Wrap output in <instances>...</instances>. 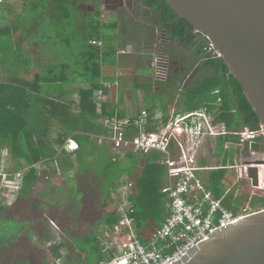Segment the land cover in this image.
I'll return each mask as SVG.
<instances>
[{"label": "trees", "instance_id": "1", "mask_svg": "<svg viewBox=\"0 0 264 264\" xmlns=\"http://www.w3.org/2000/svg\"><path fill=\"white\" fill-rule=\"evenodd\" d=\"M87 1L100 5V8L98 6L100 16L103 0ZM133 1L141 6L142 13L149 12L151 15L146 21L150 26L142 25V31L138 29L141 24L135 22L136 31L130 32V35L136 43L140 40L146 43L147 48L152 47L154 28L159 27V35L179 43L182 49V55L177 54L170 58L178 60L181 64V72L177 78L165 82H154L151 78L139 86V89L148 93L155 90L159 94L168 95L169 101L166 103L144 107L150 114V120L152 121L158 107H161L160 110L166 116L165 120L179 104L183 107L182 111L188 113L203 107H207L212 113L216 110L212 123L221 134L217 156L222 154L225 145L226 152L222 154L224 158L232 154L233 158L244 165L262 163L258 153L264 151L263 139H256L244 145L239 141V134L243 131L261 130L259 118L225 62L221 58L205 59L204 47L209 41L196 33L187 22L180 20L164 0ZM80 3L82 0H52L46 17L48 19L50 15L51 21L57 24L64 19L69 21L74 17L76 19L75 11L78 8L74 5ZM2 21L0 20V37L11 36L12 27L1 26ZM83 24L89 26L86 22ZM128 24L130 25V22ZM111 25L112 28H118V20ZM27 30L28 35L34 31L30 28ZM144 32L145 39L141 40L140 36ZM95 38L100 39L95 34H88L85 39L84 64L82 63L84 71L79 75L85 85L78 88V103L65 102L57 98L58 96L46 97L41 92L43 84H50L52 87L68 84L71 79V75H68V72H71L68 70L69 66L71 69L70 64H62L60 71L56 73L51 68L53 73L49 69L35 75L31 83H25L28 87L25 90L12 84L0 83V156L5 149L9 152L14 164V173L24 174L25 187L41 183L36 169L38 164L46 166L50 178L51 174L56 176L45 181L48 183L46 187L51 188L50 190H54L56 185L68 184L70 181L68 175L73 171L74 176L70 183L75 186L68 190L64 198L65 205H74L75 201L79 205L92 204L94 208L97 207L98 218L103 226H112L119 221V215L113 205V195L120 180L123 177L129 178L134 184L131 200L135 210L132 217L136 224L138 239L142 245L148 246L168 216L167 170L160 164L159 154L149 153L146 156L130 152L118 154L111 145L98 143L96 137L110 135V130L105 126L106 118L123 119L124 114L116 111L114 102L102 101L101 106L98 103L102 95H107L117 85L118 80L116 78L110 82L111 77L106 70L109 65L114 70V65L111 64L114 54L105 53L103 48L93 45L92 41ZM171 74L173 71L169 70V77ZM75 76L78 75H73V78ZM176 79L184 85L182 89H177ZM98 92L100 98L96 97ZM32 94L36 96L34 99ZM136 132L134 129L132 133ZM69 139L77 143V150L66 149ZM142 159L144 166L141 169ZM5 165L4 173L8 168L7 159ZM230 166L231 164L224 161L222 168L209 173L206 186L211 190L213 197L223 199V204L235 211L248 209L255 212L264 209V179H261V188H253L249 180L238 179L236 170ZM237 182L243 184L241 190L235 187ZM4 191L8 190L0 183V194ZM21 192H14L17 200L19 198L21 200ZM34 196L37 199V195ZM4 199L7 200L6 197ZM14 204L9 207H14ZM96 225V222H88L85 232L81 233L73 244L68 245V242L61 241L54 243L56 257H59L60 248L67 246L70 254L68 263L75 261L78 264L81 260L82 264H100L105 259V254L98 235L92 234ZM75 255L77 256L74 257Z\"/></svg>", "mask_w": 264, "mask_h": 264}, {"label": "built area", "instance_id": "2", "mask_svg": "<svg viewBox=\"0 0 264 264\" xmlns=\"http://www.w3.org/2000/svg\"><path fill=\"white\" fill-rule=\"evenodd\" d=\"M4 0H0L3 3ZM92 44L102 47L101 41L93 40ZM153 60L150 62L156 81H165L169 77L168 59L159 47L154 46ZM133 47L127 45L117 50L118 55H132ZM205 59H218L220 54L215 46L208 42L204 47ZM118 75H122L119 73ZM220 103V102H218ZM207 107L195 112L181 113L173 109L167 120L161 110L157 111L152 121L145 108L140 113L123 119L106 118L105 126L110 130L109 136L96 137L98 143H107L118 154L133 153L146 156L149 153L160 155V164L167 170V210L163 225L156 231L152 242L144 246L138 239L136 224L132 217L134 204L131 200L133 182L123 177L113 195V205L119 215V221L112 226H105L100 236L105 259L100 264H172L181 256L188 254L200 243L208 240L217 230L226 228L244 216L252 213L248 209L235 211L223 204V199L213 197L199 173L209 170L200 163V156L206 140L219 137L212 119L216 113ZM137 130L133 134V130ZM264 140V131H243L239 134L241 144ZM68 151H75L78 145L69 139L66 145ZM3 153V164L8 156ZM42 164V163H41ZM262 165H244L238 159L230 167L235 169L238 179H247L253 188H261ZM6 167V166H5ZM4 167V169H5ZM251 167L259 170V187L253 186L248 177ZM43 170L38 171L40 182L49 180V173L43 164ZM6 190L17 192L23 188L24 174L13 175L4 173ZM53 264H64L62 257L55 258Z\"/></svg>", "mask_w": 264, "mask_h": 264}, {"label": "crops", "instance_id": "3", "mask_svg": "<svg viewBox=\"0 0 264 264\" xmlns=\"http://www.w3.org/2000/svg\"><path fill=\"white\" fill-rule=\"evenodd\" d=\"M128 1L135 8L138 7V9H140V10L142 9V8H140L141 6L139 4L136 5L133 0H128ZM28 2H29V4H31V17L29 14L25 15L24 12L22 11V8H23V10H25L24 9L25 5ZM120 2H121V0H120ZM124 2L122 1V3H124ZM51 3H52V0H7L5 3L0 4V20L4 21V22L2 21L1 26H4V25L8 26L9 25L10 27H12L11 28L12 29L11 36L13 39V44L16 46L15 49L18 50V47L19 48L24 47L26 50V55L28 57H29V53L31 51L29 49V40L34 38V36L36 34L41 35L39 40L42 42V44H48V42H49L48 37H47V33H46V31H43V29L45 28V22L47 20L46 15H48V14H45V10H48V8L51 7ZM103 3L106 5V7L101 6L102 11H101L100 15L102 18H106L108 15L109 21L103 20V22H99L97 20H92L90 17V15H91L90 12H93L95 15L99 16L98 15V6L100 8V5L97 6L96 4H94L92 6V4L83 3V0H82V3H80L78 5H74V6H76V8H78L77 9L78 14H76V16L78 15L79 19H81V18L86 19V22H87V20H90V23H89L90 30L91 31L95 30V31H97L98 34L103 29H105V30L113 29V31H115V32L116 31L118 32V30H119L120 35H122L123 32L119 28H116V29L112 28L111 24H114L117 22V20L119 19L118 12L120 9H122L123 6L122 5L115 6V3L113 1H110V0H105V1L103 0ZM104 7L106 9H104ZM83 8H85V9H83ZM103 12H106L107 15L102 16V15H104ZM35 13H37V14H35ZM64 21H65V19H64ZM59 25H62L64 27V26H66V22L61 21L59 23ZM28 28H30L31 30L34 29V31L31 35H28V30H27ZM158 31H159V27L154 28L153 34L155 32H156L154 34L155 36L157 34H160V33H158ZM117 32L115 33L114 36L112 35L111 37H109L110 38L109 40H107L105 38V36H104V38L99 36V38H100L99 40L97 38H95V40L102 42L103 46L101 48L105 47V45L106 46L109 45L108 46L109 48H105V49L103 48V51L105 53L107 52V53L114 54L120 60H122V58H121L122 56H129L130 57L128 60H126V65H127L126 68L125 67L124 68L117 67L116 65H114V62L111 61V64L114 65V70H112L111 65H109L106 70L110 74V77H111L110 82L115 81V79L117 78L118 83L116 86H114L110 90V92L107 95H102L101 101L98 103L100 104L102 101L104 103L114 102L115 107H117L116 111L124 114L123 116H124V118H126L129 116L137 115L141 108L147 107L145 102H143V99H142V97L144 98L145 93L143 90L139 89L140 88L139 86L145 82L146 77L143 75V73H142V75L136 74L137 73L136 69L142 65V61H140L139 58H133L131 56L135 55V54L139 55V54H143V53L149 55L150 53H147L145 47H143V45H142L143 41H142V44L140 43L141 45H138L136 43V41H134V39H132V36L127 37L126 40L123 39L121 43H118L116 45L115 40H117ZM98 34H96V36H98ZM16 35H17V37H16ZM162 37L165 39L164 47L162 50L163 55L168 59L169 62L173 61L171 63H173V66H175L177 69V72L176 73L173 72V74H171V76H170V79H175V78H177V76L180 75V72H181L180 62L178 60H174V58L172 60H170L171 56L177 55L176 54L177 51L175 49L176 46H175V44H174V46H175L174 48H173V46L172 47H170L169 45L167 46L166 42H170V39L166 38L165 36H162ZM142 38L145 39V35H143ZM144 44L146 45V43H144ZM127 45H131L133 47L134 53L132 55H118L117 50L119 48H124ZM48 49H49L48 47L45 48V50H48ZM181 53H182V51H181ZM180 55H182V54H179V56ZM175 57H177V56H175ZM65 64L72 65V63H68V62H66ZM29 68L31 69V71H28L27 73L29 74L28 80H31V82H32L35 75L47 71V69L44 68V66L41 67L40 71L33 70L34 69L33 67H29ZM68 70L70 71V66H69ZM71 72L73 75L82 74V71H78V74H74L73 70ZM27 73H25L26 76H28ZM119 73H122V75L121 76L118 75ZM113 75H114V77H113ZM80 82L81 83H78L75 81L74 86H72V84L70 85V82L68 84H60V86H61V89L59 90L60 94L58 95L57 98L62 99L65 102L74 101V103H78V101H79V95L77 92L78 88L85 85L81 80H80ZM163 82H165V81H163ZM22 85H25V84H22ZM16 86L20 87L19 84ZM46 87H47V89H45ZM44 89H45L44 93H45L46 97H51V96L53 97L54 96L53 92H52L53 89H52V86L50 84H43L41 86V92H43ZM134 90L137 91L138 94H141L140 99H138L134 96V94H133ZM96 97H99V92L96 94ZM101 104H100V106H101ZM180 106L181 105L179 104L177 107H174L173 109H179L180 108L181 110H179V111L181 113H188V112H183L182 111L183 107H180ZM160 109H161V107H158L156 111H159ZM99 112H100V109H99ZM54 134H56V131L54 132ZM214 146H212V147L209 146V147L214 148ZM204 149H205V147L203 146L201 156H200L201 157L200 163L202 166H206L207 168L211 169L208 171V174L213 170H217L218 168H222L221 167L222 158H223L222 154H218V156L216 154H214L212 159L215 161H213L210 157L207 159ZM155 154H157V153H155ZM8 155H9V152H8ZM210 162H214V163L212 165H209ZM217 165H220V166H217ZM2 166L3 167L6 166L3 164V160H2ZM143 166H144V163L140 164L141 169L143 168ZM73 176H74V172L71 171V173L68 175V178L70 179V181H71V178H73ZM199 176L203 180H205V177L203 176V174L199 173ZM68 184H71V183L68 182ZM33 187H30V186L25 187V185H23V188L20 190V191H22L21 195H20L21 200L19 197H18L19 199L17 200L14 196V194H15L14 193L13 199L11 200V202L9 204H8L9 198L4 195V193H7V191H4V193L2 192L1 193L2 195L0 194V235L4 234V233L5 234L10 233L13 231L16 234L15 237L13 238V240L11 239L10 246L6 247V250L8 251V254L10 253V255H5L3 257V254L0 253V260L3 259L2 260L3 264H19V260L22 257L20 254L22 252H25V254H28L31 257L34 256V258L36 259L34 264H53L54 259L59 258V257L63 258L64 264H77V263H75V261L68 263L67 259H68V257H70V254H69L67 246H65V247L62 246L59 250V257H56V253L54 252L55 250L53 247L54 244H48L47 242L44 243V240H42L41 236L50 235L51 233H53L50 226H48L45 229L44 227H42V224L44 222L47 223V220L48 221H53V220L58 221L56 215L52 216V213H51L53 209H56L52 204H54L55 200L58 197H56L55 195L51 196V195L38 194L36 192L33 193V191L31 192V190H30ZM25 189L26 190L29 189L30 193H24ZM34 195H37V199ZM4 197H6L7 200H5ZM14 202H16V203L14 204ZM12 204H14V207H9V205L11 206ZM80 206H82L83 210H88V208L91 210L94 209V207L91 205L85 204V205H80ZM21 210H23L22 214H20ZM98 215L95 217H91L87 213H82L79 216V218L81 219V221L79 222V226H80L79 229L82 231L81 232L76 231L73 234L72 238L70 240H68V245L73 244L74 240H77L79 238V235L81 233L85 232L88 222H96L97 225L94 229L95 232H92V234H94V235L96 234V236L98 235V238L100 240V236L102 235L105 226L101 225V222H100V219L98 218ZM63 216L64 215L60 216V218H62ZM97 221H99V222L97 223ZM0 240H1V238H0ZM20 242H25L24 248H22L19 245ZM12 256L16 257V259L11 260L10 257H12ZM76 256L77 255H75L74 257H76ZM82 263L83 262L81 260L78 261V264H82Z\"/></svg>", "mask_w": 264, "mask_h": 264}, {"label": "rangeland", "instance_id": "4", "mask_svg": "<svg viewBox=\"0 0 264 264\" xmlns=\"http://www.w3.org/2000/svg\"><path fill=\"white\" fill-rule=\"evenodd\" d=\"M83 3H87V4H92V6L94 5L93 3L88 2L87 0H85ZM5 7V6H4ZM106 7V6H105ZM104 7V9H106ZM25 10L22 11L24 12V14H29L31 17V4L26 3L25 5ZM85 9V8H83ZM95 12V11H94ZM49 11L45 10V14H48ZM76 14H78V11H75ZM103 12L104 15L102 16H106L107 13ZM37 14V13H35ZM90 17L92 20H97L99 22H103V20H107L109 21V16L107 15L106 18H102L101 15L100 17L95 15L93 12H90ZM145 20L147 21L148 18H150V13H143ZM133 15H131V13H127L125 15V19L122 20L123 18L119 17L118 19V24H119V29L123 32L122 35H120V31L118 30L117 32V40H115V44L117 45L118 43H121L122 40H126L127 37H131L132 35H130V32H135V21H134V25L131 23V21H133L132 18ZM147 16V17H146ZM51 16L49 15V18L46 20L45 22V28L43 29V31H46L47 33V37H48V44H42V42L39 40L41 35L36 34L34 36V38L29 40V49L31 50L29 53V57L26 55V50L25 48H19L18 50L15 49V45L13 44V39L11 36H7L4 35L2 37H0V83L4 84H12V86H16L19 84V89H24L27 88V85H22V84H29L31 83V80H28L29 74L27 73L28 71H31V69L29 67H33V70H37L40 71L41 67L44 66V68H46L47 70H52L54 71V73L59 72L60 70V66L66 62L68 63H72V67L70 69V71L73 70L74 74H78V71H84V66H83V62H84V58H83V53L85 51V44H86V37L88 34H98L97 31L90 30V27L87 26L86 24H83L84 22H86V19H79L78 15L72 19V20H65L63 22H66V26H62L59 25V23L57 24L56 22H54L53 20L51 21ZM138 20V19H137ZM75 21V22H74ZM130 22V25L128 24V22ZM87 24L90 23V20H87L86 22ZM141 24L139 28L142 27V25L144 27H149L150 25H145L143 23H139ZM77 25V26H76ZM152 25V24H151ZM107 28V27H106ZM144 30V29H143ZM125 31V32H124ZM115 31H113V29H109V30H101L98 34V36L109 40L112 35L114 36ZM128 34V35H127ZM145 34V32L143 33V35ZM140 36L141 40H144V38H142V36ZM17 37V35H16ZM18 40V39H17ZM111 41V40H110ZM142 42H140V40H138L137 44L141 45ZM143 47H145L146 52L150 53L148 54H135L132 55L131 57L133 58H139L140 61H142V65L136 69L137 71V75H143L146 77L147 79H153L154 82H157L154 79V72L151 69V65L150 62L153 60L152 57V53H154L153 50H155L152 47L147 48L143 42ZM109 46V45H108ZM108 46L105 45V48H109ZM175 49L177 51L176 54H181V48L179 46V43H175ZM48 47V50H45V48ZM136 49V48H135ZM122 60H120L116 55L112 56V61H114V65H116L117 67L120 68H126V60H128L130 57L129 56H122L121 57ZM109 59H111V57H109ZM83 63V64H82ZM82 64V65H81ZM51 70V72H52ZM169 70H171V66L169 64ZM126 72V71H125ZM25 73L28 74V76L25 75ZM53 73V72H52ZM68 75H71V79H70V85L72 84V86L75 85V81L78 83L80 82V78L79 75L75 76L73 78V74L72 72H68ZM170 77H168L165 81H169ZM136 81V80H135ZM21 84V85H20ZM183 84L180 82V80H177V89H182L183 88ZM17 87V86H16ZM18 89V90H19ZM47 89V87L45 88ZM45 89L42 92V95L45 96ZM49 89V88H48ZM52 92L54 96H58L59 93V89H61V86H56L54 85L52 87ZM153 92H146L144 91V98L143 102H145L146 106H151V105H159L160 104H164L167 101H169L168 99V95L163 94V93H157L155 90H152ZM134 96L138 99H140V95L138 94L137 91L134 90L133 92ZM32 98L34 99L36 96L35 95H31ZM21 97V95H20ZM52 97V96H51ZM219 138L220 137H212V138H208L206 140V144L204 145L205 149V155L207 157V159L210 157L211 159L213 158L214 154L217 155L218 151L220 150V147L218 146V142H219ZM230 143V142H229ZM233 144H236L235 142H232ZM215 145V146H214ZM214 146V148H210V147ZM209 147V148H208ZM225 145H223V151L222 154H225ZM216 152V153H215ZM5 155V153H2V155L0 156V183L3 186L5 183L3 181L4 179V167L2 166V160H3V156ZM222 163H224V161H226V164H233L235 158H233V155L231 154L230 156H227L226 158H224L225 156L222 155ZM258 157L260 160H262L264 162V151L258 153ZM213 160V159H212ZM215 161V160H213ZM143 163V159L142 161L140 160V164ZM214 162H210L209 165H212ZM7 165L8 168L6 170L7 173H9L10 175L15 174L14 173V164L10 159V155L7 156ZM262 166L261 168V172H260V177L261 179H264V164H261ZM2 166V167H1ZM43 166V164H38L36 165V168L39 169V171L43 170L41 167ZM225 167V166H224ZM211 170V169H209ZM209 170H205L202 171L201 174H203V176L205 177V181H207L206 179L208 178L209 174L208 171ZM207 174V175H206ZM56 176H54L53 174H51V180L52 178H54ZM73 178H71L72 180ZM70 182V181H69ZM48 183L46 182H41V184H37L35 185L31 190V192L33 191L38 193V194H44V195H55L56 197H58L54 204H52L56 209L52 210V216L57 217L58 221H48L47 223H43L42 227H44L45 229L50 226V228L52 229L53 233H51L50 235H43L42 240H44V243H48V244H54V243H58V242H68V240H70L73 236V234L76 231L81 232L82 230H80V226H79V222L81 221V219L79 218V216L82 213H87L89 214V216L91 217H95L99 214V211L96 208H94L93 210L89 209L88 210H83L82 206L79 205L78 209L76 208L78 205V202L75 201L74 205H70L67 206L64 203V198L66 197V194L68 193V190L73 188L75 185L74 184H62L57 186L54 190H50L51 188L46 187ZM235 187L238 190H241L243 188V184L241 182H237ZM30 190H24V193H30ZM13 194L14 192L12 191H7V193H4V195L6 197L9 198L8 204L11 202V200L13 199ZM65 205V206H64ZM91 206H93L91 204ZM65 207V208H64ZM83 210V211H82ZM251 212V211H249ZM23 213V210L20 211V214ZM64 215L62 218H60V216ZM59 216V217H58ZM79 220V221H78ZM55 232V233H54ZM15 233L10 232V233H4L0 235V253L3 254V257L5 255H10V253L8 254V251L6 250V247L10 246V242L11 239L13 240V238L15 237ZM21 235V234H20ZM19 245L24 248L25 246V242H20ZM22 257L19 260V264H34V262L36 261V259L33 257H31L28 254H25V252H22L20 254ZM2 257V258H3ZM11 260H15L16 257L12 256L10 257ZM2 260H0V264L2 263ZM62 262H63V258H62Z\"/></svg>", "mask_w": 264, "mask_h": 264}, {"label": "water", "instance_id": "5", "mask_svg": "<svg viewBox=\"0 0 264 264\" xmlns=\"http://www.w3.org/2000/svg\"><path fill=\"white\" fill-rule=\"evenodd\" d=\"M164 1L215 46L264 131V0ZM248 177L259 187L258 168ZM172 264H264V209L217 230Z\"/></svg>", "mask_w": 264, "mask_h": 264}, {"label": "flooded vegetation", "instance_id": "6", "mask_svg": "<svg viewBox=\"0 0 264 264\" xmlns=\"http://www.w3.org/2000/svg\"><path fill=\"white\" fill-rule=\"evenodd\" d=\"M105 1V0H104ZM110 1H113L115 3V6H120L122 5V9L119 10L118 12V16L123 18L122 20H124L125 18V15L127 13H131L132 18H133V21L137 22V23H143L145 25H147L148 23L146 22L145 20V17H144V14L142 13V11L140 9H138V7H134L131 5V3L128 1V0H125L124 3H122V1L120 2V0H110ZM122 3V4H121ZM136 5H138L136 2H135ZM103 6H106L104 3L102 4V7ZM138 19V20H137ZM141 29V28H139ZM142 31V29H141ZM156 33V32H155ZM154 33V34H155ZM159 33V31H158ZM164 42H165V39L162 37V35H159L157 34L155 37H154V40H153V46L155 47H159L161 50H163V47H164ZM174 42L173 41H170V42H166V45L172 47L173 48L175 47L174 46ZM180 45V44H179ZM163 52V51H162ZM173 62V61H171ZM170 62V66H171V71H173L174 73L177 72V69L175 66H173V63Z\"/></svg>", "mask_w": 264, "mask_h": 264}]
</instances>
